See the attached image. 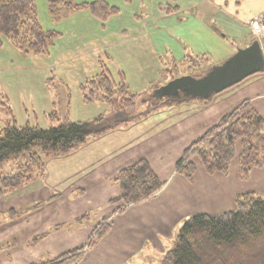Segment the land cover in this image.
Listing matches in <instances>:
<instances>
[{
	"label": "crops",
	"instance_id": "obj_1",
	"mask_svg": "<svg viewBox=\"0 0 264 264\" xmlns=\"http://www.w3.org/2000/svg\"><path fill=\"white\" fill-rule=\"evenodd\" d=\"M108 1L118 5L121 12L104 23L88 10H79L48 24V3L43 7L42 16L39 8L45 28L59 31L49 54L24 53L9 40L4 41L0 48V97L12 107L19 125L48 127L55 124L49 115L56 111L57 99L63 97L67 116L72 120L88 119L108 110L103 102L86 101L80 88L82 83L100 73L103 63L114 80L123 79L134 92H142L161 79L166 65L163 59L174 53L166 47L167 41L161 34L165 26L160 22L163 20L153 21L139 12L133 13L131 19L124 16L123 8L132 6L136 0ZM159 1L158 10L165 0ZM178 3L181 7L178 12L166 14L172 28L178 27L173 18L185 11H190L192 23L177 29L179 34L194 29L195 24L200 26L192 20L195 15L201 20L205 18L223 30L221 39L233 37V43L224 51L228 56L236 51L237 39L249 36L245 46L252 42L254 36L248 20L264 12V0H184V4L178 0ZM51 78L67 84L71 92L69 101L67 87L51 85L48 82ZM247 99L264 115V71L216 93L208 103L190 101L156 110L142 119L92 137L66 155L48 157L43 174L0 193L1 223L8 218L9 208L33 207L17 219L0 223V240L16 237L13 248H19L33 233L48 232L29 249L42 248L48 256L59 255L88 243L95 226L107 217L109 230L86 249L84 257L76 264H136L137 259L147 264L155 257L159 262L172 248L177 227L189 214L215 215L234 209L239 193L252 190L264 193V166L252 169L250 177L244 180L240 177L237 157L227 174H209L197 157L194 158L197 171L193 180L175 173L176 163L185 148ZM3 124L0 118V132ZM142 158L167 182L165 187L149 200L132 205L124 212H114L121 204L112 202L120 195L115 175ZM94 210H98L100 219H88L85 224L79 222ZM22 230L24 235L19 236ZM16 254L15 251L0 252V264L15 263Z\"/></svg>",
	"mask_w": 264,
	"mask_h": 264
},
{
	"label": "trees",
	"instance_id": "obj_2",
	"mask_svg": "<svg viewBox=\"0 0 264 264\" xmlns=\"http://www.w3.org/2000/svg\"><path fill=\"white\" fill-rule=\"evenodd\" d=\"M159 9L169 15L181 7L178 0H167L159 4ZM79 10H88L103 23L121 12L118 5L108 0H48V11L53 21H61ZM58 36V30L46 29L42 24L36 0H0V48L5 40H9L24 53L49 54ZM189 57L199 62L194 71L200 74L192 73L196 77L207 73L204 70L207 66L209 70L214 65L205 55ZM48 82L55 87L60 84L67 87L66 98L70 100L71 92L64 81L51 78ZM158 86L160 83L155 81L143 93L134 92L123 79L119 82L114 80L110 69L103 63L100 73L86 80L80 88L86 101L103 102L108 110L83 120H72L67 115L61 118L57 111H53L49 117L52 123L58 124L48 127L19 125L12 107L4 99L3 110L8 118L1 128L0 166L9 161L17 166L7 175L0 173V193L22 186L37 173L43 174L45 161L41 153L66 155L90 138L142 119L156 110L190 101L208 103L216 94L201 97L181 91L178 96L160 99L153 95ZM142 105H148L147 109L137 111ZM36 146L40 151H34ZM25 152L29 156L21 162L20 157ZM195 157L201 160L209 174H227L237 157L240 177L247 180L252 169L264 166V115L251 100H244L185 148L176 163L175 172L193 180L197 171ZM114 181L120 187V195L112 202L121 203L114 212H124L132 205L149 200L167 183L145 158L120 169ZM8 214L13 218L18 212L10 209ZM109 228L106 217L95 226L88 243L32 264H76L95 238L101 237ZM47 234L35 236L31 244H38ZM163 264H264V193L254 190L239 193L234 209L215 215L192 213L181 225L173 247L165 253Z\"/></svg>",
	"mask_w": 264,
	"mask_h": 264
},
{
	"label": "rangeland",
	"instance_id": "obj_3",
	"mask_svg": "<svg viewBox=\"0 0 264 264\" xmlns=\"http://www.w3.org/2000/svg\"><path fill=\"white\" fill-rule=\"evenodd\" d=\"M36 1H37V4L39 5V8L42 10V12H41V16H42V13H44L43 7L45 8V6L47 5L48 2H47V0H36ZM74 1L77 2L79 0H74ZM80 1H82V0H80ZM180 1H181V3L184 4V0H180ZM151 2H152V5H151ZM159 2H160L159 0H153V1L152 0H142V2L139 3V1L136 0L132 6L124 7V8L122 7V8L125 11L124 16H128L130 19L132 18L133 13L135 14V13L139 12V14H141V15L148 16V18L150 20L157 21L156 19L160 18L163 21H160V20L159 21L164 22V25H165L164 26V32L161 34H164L165 39L167 41L166 47H170L172 49V51H174V53L171 52L170 54H167L163 59V61L166 63V65L164 66V72L162 74L161 79H159L157 81L158 83H160V85H163V84L167 83L170 79H172L176 76L183 75V74H192V73L197 74V75L200 74V73L194 71V67H197L199 65V62H196L195 59L190 58L189 56L196 57L198 55H201V56L205 55L209 58L211 63H214V65L224 62L229 57L228 55L224 54L225 53L224 51L227 48V46H230L233 43V41H234L233 37H231V38L225 37L224 39H221L219 36H222L224 34L223 30L216 28L215 25H211L207 20H205V18H204V20L199 19L201 17H198L197 15H195L192 18V20L194 22L199 23L200 26H196V24H195L194 29L192 27L188 31H186L184 33L181 32L179 34L177 29H184L185 24H188V22L192 23L190 21V18H189L190 14H191L190 11H185L184 13L179 14L178 17H175L176 21L173 18V20H172L173 23H177L178 27H177V29L174 27L172 28V25L170 22L171 19L167 18V15L165 13H163V11L161 12L160 10L157 9V5ZM166 2H167V0H165L164 3H166ZM131 9H133L132 13H129ZM126 11H128V12H126ZM196 11H199V10H196ZM193 12H195V11H193ZM40 19L43 21L42 24L44 25L45 19L42 17ZM252 19H254V18H252ZM179 21H181V23H179ZM50 23L53 24V21L51 19L50 13L48 11V24H50ZM180 26L182 28H180ZM149 27H151V25ZM213 30L216 31V33L218 35L215 36L214 35L215 33L213 32ZM252 34H253V32H252ZM253 36H254V34H253ZM249 39H250L249 36H247L246 38L237 39L235 44H234V47L236 48V50L240 47H245L246 43L249 42ZM207 68H209V66H207L204 70H206L208 72L210 69L208 70ZM175 74H177V75L174 76ZM148 89H150V88H148ZM63 90H64V88H63ZM144 91H142L140 93H143ZM2 101H3V99L0 97V118H2L5 121L8 117H7V114L5 113V110H3L5 106H3ZM183 103H187V102H183ZM183 103L174 104L172 106L182 105ZM65 105H66V101L64 100V97H63V99L58 98L57 104L54 106L56 111L61 115V118H64L65 114L67 115V113H68V109ZM147 107H148V105H142V106L138 107L137 111H143V110L147 109ZM166 108H168V106ZM57 124H58V122L55 123V125H57ZM0 136H1V132H0ZM33 149H34V151H40V149L37 146L34 147ZM41 154H42V157L44 158L45 162H46L47 158L50 157V156L45 155L44 153H41ZM28 156H29V154L27 152H25L20 157L21 158L20 161L23 162L25 160V157H28ZM16 166L17 165L14 164L13 161L6 162L0 166V168H1L0 173L2 175H7L8 173L11 172V170L14 171V168L16 169ZM39 174H41V173H37L35 176H37ZM32 208L33 207H31V206H26L25 208H24V206H22L21 209L14 208V210L18 212V214L15 216V218L17 219L21 215H25L26 213L31 211ZM10 209H13V208H9L7 210L8 218L2 219L3 220L2 223L6 224V221L12 220V218L9 217V214H8ZM98 213H99L98 210H94L92 212H89V214L87 216H85L84 218H82L81 220H79V222L83 221V223L85 224L88 221V219H89V221H94L96 219H100ZM190 215H192V213L189 214L188 216H186L180 222L176 231H179L181 225L190 217ZM101 219H102V217H101ZM53 225L54 224L49 225L48 230H50V227H53ZM32 230L35 231V228L32 227ZM26 231L30 232V234L32 233V231L30 229H26ZM20 235H24L23 230L21 233H19V236ZM38 235H41V234L40 233H37V234L33 233L31 235L33 237L26 241V243H25L26 246L24 244V245H21L19 248H13L16 245V237H14V238L12 237L7 241L0 240V252H5V254L6 253L11 254L12 251L17 252V254L15 256V263L11 262V263H6V264H32V263H37V262H40L43 260H48L54 256H57L58 254L53 255V256L46 255V254H48V252L45 254L44 253L45 249H42V248H36L32 251H31V249H29V247L31 248V246L34 247L37 245V244L32 245L31 242L33 241V238L35 236H38ZM103 235L101 237H103ZM101 237L97 236L93 242V245L96 244ZM173 245L174 244L172 242V247H173ZM46 250H48V249H46ZM42 253H44L45 255L41 256ZM40 256H41V258H40ZM137 260H138V263L137 262H134V263L143 264L141 259H137ZM147 264H163V255L159 258V262H157V259L155 257V258L150 260V263H147Z\"/></svg>",
	"mask_w": 264,
	"mask_h": 264
},
{
	"label": "water",
	"instance_id": "obj_4",
	"mask_svg": "<svg viewBox=\"0 0 264 264\" xmlns=\"http://www.w3.org/2000/svg\"><path fill=\"white\" fill-rule=\"evenodd\" d=\"M264 69V41L255 39L249 45L238 48L224 62L213 65L200 77L183 74L170 79L153 91L157 98L188 95L209 97Z\"/></svg>",
	"mask_w": 264,
	"mask_h": 264
},
{
	"label": "built area",
	"instance_id": "obj_5",
	"mask_svg": "<svg viewBox=\"0 0 264 264\" xmlns=\"http://www.w3.org/2000/svg\"><path fill=\"white\" fill-rule=\"evenodd\" d=\"M248 25L255 37L264 38V12L248 20Z\"/></svg>",
	"mask_w": 264,
	"mask_h": 264
}]
</instances>
